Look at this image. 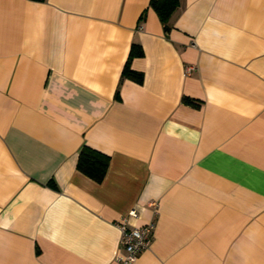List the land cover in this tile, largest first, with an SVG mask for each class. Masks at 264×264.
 I'll list each match as a JSON object with an SVG mask.
<instances>
[{
  "label": "crops",
  "instance_id": "1",
  "mask_svg": "<svg viewBox=\"0 0 264 264\" xmlns=\"http://www.w3.org/2000/svg\"><path fill=\"white\" fill-rule=\"evenodd\" d=\"M169 25L149 0H0V264H119L123 218L154 222L132 264H264V0Z\"/></svg>",
  "mask_w": 264,
  "mask_h": 264
},
{
  "label": "trees",
  "instance_id": "2",
  "mask_svg": "<svg viewBox=\"0 0 264 264\" xmlns=\"http://www.w3.org/2000/svg\"><path fill=\"white\" fill-rule=\"evenodd\" d=\"M179 5V0H149V6L156 12L159 20L163 24L165 32L170 29L169 18ZM142 48L137 43H132L125 64L123 66L121 77L129 78L136 82H142L143 74L134 70L130 66L133 57L141 56ZM183 101L193 102L187 97H183ZM109 164V155L105 154L87 144H83L77 155L76 168L93 179L96 182L102 181Z\"/></svg>",
  "mask_w": 264,
  "mask_h": 264
},
{
  "label": "built area",
  "instance_id": "3",
  "mask_svg": "<svg viewBox=\"0 0 264 264\" xmlns=\"http://www.w3.org/2000/svg\"><path fill=\"white\" fill-rule=\"evenodd\" d=\"M193 66H187L186 72H190ZM128 216H135V209L127 213ZM120 229L119 250L116 260L119 264H132L138 253L150 246L154 222L150 221L140 227H129L126 218L118 223Z\"/></svg>",
  "mask_w": 264,
  "mask_h": 264
}]
</instances>
